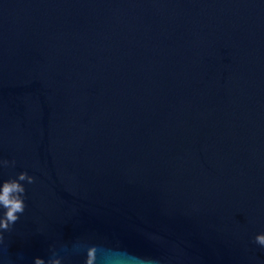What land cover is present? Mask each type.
Wrapping results in <instances>:
<instances>
[{
  "label": "water",
  "instance_id": "1",
  "mask_svg": "<svg viewBox=\"0 0 264 264\" xmlns=\"http://www.w3.org/2000/svg\"><path fill=\"white\" fill-rule=\"evenodd\" d=\"M0 160V264H264V0H0Z\"/></svg>",
  "mask_w": 264,
  "mask_h": 264
},
{
  "label": "clouds",
  "instance_id": "2",
  "mask_svg": "<svg viewBox=\"0 0 264 264\" xmlns=\"http://www.w3.org/2000/svg\"><path fill=\"white\" fill-rule=\"evenodd\" d=\"M14 165L15 161L0 160V167ZM34 182V177L27 172H19L15 178L5 179L0 182V208L3 214L0 215V230L8 231L19 219V214L25 210V184ZM3 231H0V240L3 239ZM255 241L264 246V234H258ZM83 254V264H101L102 254L99 252L98 245L88 241H79L73 245V249L67 256H60L54 253L49 264H63L65 259H70L73 255ZM35 264H45L44 260L37 257Z\"/></svg>",
  "mask_w": 264,
  "mask_h": 264
}]
</instances>
